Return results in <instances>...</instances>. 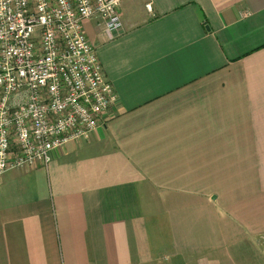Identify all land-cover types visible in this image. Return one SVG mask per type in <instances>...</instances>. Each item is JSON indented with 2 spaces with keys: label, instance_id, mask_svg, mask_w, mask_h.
I'll list each match as a JSON object with an SVG mask.
<instances>
[{
  "label": "crops",
  "instance_id": "obj_1",
  "mask_svg": "<svg viewBox=\"0 0 264 264\" xmlns=\"http://www.w3.org/2000/svg\"><path fill=\"white\" fill-rule=\"evenodd\" d=\"M118 13L83 22L115 104L0 177V264H264V0Z\"/></svg>",
  "mask_w": 264,
  "mask_h": 264
},
{
  "label": "built area",
  "instance_id": "obj_2",
  "mask_svg": "<svg viewBox=\"0 0 264 264\" xmlns=\"http://www.w3.org/2000/svg\"><path fill=\"white\" fill-rule=\"evenodd\" d=\"M123 0H0V177L47 165L86 139L117 101L83 22L112 37ZM149 7V4H147Z\"/></svg>",
  "mask_w": 264,
  "mask_h": 264
},
{
  "label": "rangeland",
  "instance_id": "obj_3",
  "mask_svg": "<svg viewBox=\"0 0 264 264\" xmlns=\"http://www.w3.org/2000/svg\"><path fill=\"white\" fill-rule=\"evenodd\" d=\"M191 259H193V257H188L187 260H191ZM194 259H195V258H194ZM196 260H197V259H196ZM197 262H198V261H197ZM156 264H164V263H162V262L160 263V262H159V263H156ZM186 264H197V263H194V262H191V263H190V261H187ZM199 264H200V263H199Z\"/></svg>",
  "mask_w": 264,
  "mask_h": 264
}]
</instances>
